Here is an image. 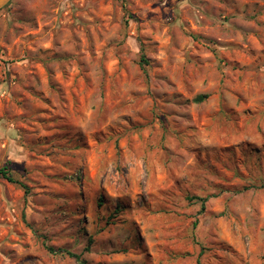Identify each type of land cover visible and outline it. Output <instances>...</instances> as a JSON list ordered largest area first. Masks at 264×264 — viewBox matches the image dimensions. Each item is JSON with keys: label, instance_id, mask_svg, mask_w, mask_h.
<instances>
[{"label": "rangeland", "instance_id": "obj_1", "mask_svg": "<svg viewBox=\"0 0 264 264\" xmlns=\"http://www.w3.org/2000/svg\"><path fill=\"white\" fill-rule=\"evenodd\" d=\"M2 168L0 264H264V0H10Z\"/></svg>", "mask_w": 264, "mask_h": 264}, {"label": "trees", "instance_id": "obj_2", "mask_svg": "<svg viewBox=\"0 0 264 264\" xmlns=\"http://www.w3.org/2000/svg\"><path fill=\"white\" fill-rule=\"evenodd\" d=\"M204 98H206V96H201V97L198 98V100L201 101V100H203ZM1 176H2L3 178L7 179V180L10 181V182H15V181H13V179H11V177H10L9 174H8L7 169H5V168L0 169V177H1ZM67 254H68L69 256L75 258L76 261H77L79 264H86V261L82 258L81 255H75V254L70 253V252L67 253Z\"/></svg>", "mask_w": 264, "mask_h": 264}, {"label": "water", "instance_id": "obj_3", "mask_svg": "<svg viewBox=\"0 0 264 264\" xmlns=\"http://www.w3.org/2000/svg\"><path fill=\"white\" fill-rule=\"evenodd\" d=\"M9 2L10 0H0V10H2Z\"/></svg>", "mask_w": 264, "mask_h": 264}]
</instances>
